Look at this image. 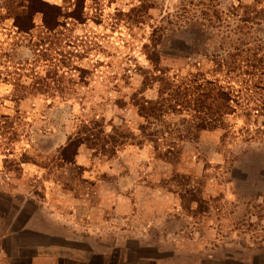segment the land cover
Returning a JSON list of instances; mask_svg holds the SVG:
<instances>
[{"label":"rangeland","instance_id":"374dc122","mask_svg":"<svg viewBox=\"0 0 264 264\" xmlns=\"http://www.w3.org/2000/svg\"><path fill=\"white\" fill-rule=\"evenodd\" d=\"M20 5L27 2L0 0V264H28L19 239L64 230L83 244L153 246L189 264L264 261V136L252 125L242 135V108L223 129L172 151V131L189 116L168 114L151 125L152 143L140 136L145 123L131 100L157 97L158 85L143 88L141 77L152 71L155 44L159 68L177 85L197 72L213 79L210 55L264 45V2L85 0L82 21H62L64 36L44 47L72 54L50 58L83 73L59 71L49 81L55 92L41 95H28L48 64L32 52L41 15L29 37L19 36ZM246 17L256 19L241 22ZM194 31L203 34L199 52L172 55L170 46L192 44Z\"/></svg>","mask_w":264,"mask_h":264},{"label":"trees","instance_id":"16d2710c","mask_svg":"<svg viewBox=\"0 0 264 264\" xmlns=\"http://www.w3.org/2000/svg\"><path fill=\"white\" fill-rule=\"evenodd\" d=\"M24 1L27 2V5L18 6L13 14V27L19 36L29 37L35 28L34 16L41 15V32L37 38L38 40L36 39V42H33L34 51L32 52L40 62L46 61L48 64L43 66L45 67V76L37 77L38 74L36 73L30 92H28V95H41L52 91L49 81L55 78L59 71L67 69L83 73V70L70 66L69 62H65L64 59L58 60L59 64L60 60H63L59 66L55 64V61H57L55 56L66 58V56H72V54L65 53L63 55L62 52L57 53L44 47L48 40L64 36L62 31L66 30V24L62 21H82L85 0H62L63 6L50 5L42 2V0ZM261 2H264V0H254L256 5L261 4ZM239 8L246 9L243 6H238ZM254 15H257V13L255 12ZM255 19L256 17H246L242 18L241 22L248 24ZM193 34L192 44L186 45L182 41L170 46L169 50L173 53L172 55L179 52H199L200 37L203 34L198 31H194ZM158 45L155 44L152 48V58L147 56L152 71H144L141 76L143 88H147L153 82L158 85L157 97L154 101H149L142 97L138 99L139 93H134L131 99L138 116L145 123L144 126L140 127L142 138L155 143L154 140L149 138L150 136H156L155 133L146 134L147 128L157 122L164 124V119L168 114L185 113L189 116V119L182 120L178 124L182 129L175 127L172 131L176 134V140L173 141L169 149L173 151L175 144L183 140H194L200 132L223 129L227 116L233 115L235 111H239L241 108L245 117V126L241 130L242 135L250 136L253 131L250 130L252 125L256 127L253 132L255 136H264V122L259 123L258 121V119L264 118L263 44L261 45L259 42L250 48L249 44L242 43L222 50V55H210V62L213 65L210 74L213 79H208L197 72L190 75L191 79H188L186 83L179 85L167 79L165 72L159 68ZM206 47L207 45L204 43L203 48ZM52 54L55 55L54 58H50ZM156 73L158 76H156ZM221 77L224 80H221ZM253 113H255L254 116H252ZM92 122L94 123V121ZM84 128L87 129L86 126ZM166 134L168 133L166 132ZM121 139L126 138L122 137ZM72 145L70 141L66 147L69 148ZM169 153L171 152L169 151Z\"/></svg>","mask_w":264,"mask_h":264},{"label":"crops","instance_id":"0c3cea01","mask_svg":"<svg viewBox=\"0 0 264 264\" xmlns=\"http://www.w3.org/2000/svg\"><path fill=\"white\" fill-rule=\"evenodd\" d=\"M31 234L30 238L19 239L17 242L19 253L28 259V264H189L177 259L161 256V251L153 246L136 247L135 251L128 252L124 246L101 244L97 247L92 244H83L69 234L68 230L62 233L39 232ZM71 236V237H70ZM264 264V261H260ZM254 260L250 264H259ZM191 264H193L191 262ZM217 264H244L240 261L225 259Z\"/></svg>","mask_w":264,"mask_h":264}]
</instances>
